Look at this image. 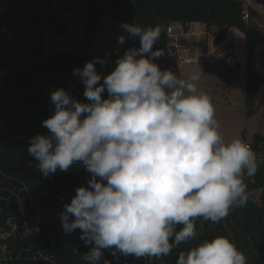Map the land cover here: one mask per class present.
Returning a JSON list of instances; mask_svg holds the SVG:
<instances>
[{
  "label": "clouds",
  "instance_id": "1",
  "mask_svg": "<svg viewBox=\"0 0 264 264\" xmlns=\"http://www.w3.org/2000/svg\"><path fill=\"white\" fill-rule=\"evenodd\" d=\"M120 27L139 37L140 47L128 49L107 76L96 70L106 63L100 58L75 69L90 103L63 88L51 92L53 115L42 122L50 135L37 134L28 148L45 177L77 163L91 174L60 214L66 234L80 229L93 245L82 256L87 264H100L106 249L117 259L170 255L196 238L197 219L219 223L245 206L244 178L259 167L249 144L221 133L211 97L198 86L202 71L184 79L153 62L163 55L152 51L161 27ZM175 264L248 261L228 237L216 236L181 251Z\"/></svg>",
  "mask_w": 264,
  "mask_h": 264
},
{
  "label": "trees",
  "instance_id": "2",
  "mask_svg": "<svg viewBox=\"0 0 264 264\" xmlns=\"http://www.w3.org/2000/svg\"><path fill=\"white\" fill-rule=\"evenodd\" d=\"M79 6L84 7L81 51L67 52L63 48L71 44L66 41L68 26L63 13ZM242 11V4L237 0H28L16 10L7 7L0 11V169L5 175L4 181H0L10 186L26 183L44 211L54 215L41 224L39 235L46 241L55 264H87L82 256L89 253L93 245L80 239V229L71 234L63 231L60 214L69 202L61 204L59 196L67 194L72 200L77 188L88 186L91 174L77 163L67 172L57 171L45 177L28 148L37 134L50 135L42 122L53 115L51 92L63 88L85 103V85L75 82L74 70L83 69L87 62L96 58L105 59V55L88 52L100 23L110 18L118 23H136L142 28L159 25L162 29L160 39L152 51L163 52L153 61L161 70L169 69L166 35L169 25L181 24L188 28L201 23L208 29L215 27V45H223L233 29L239 30L247 40L244 106L249 113L264 106V99L260 97L264 85V37L253 33L251 25L242 20ZM124 36L125 52L140 47L139 37L127 32ZM52 39L63 41L58 50L50 47ZM146 55L151 58L150 53ZM240 65L225 64L222 77L232 82L240 73ZM101 67L102 64H96L97 72ZM261 144H264L263 137L256 135L254 151ZM260 174L255 185L258 188L264 186V174ZM23 206L28 210L26 201ZM19 212L16 202L4 204L0 211V230H5L7 218ZM195 224L196 238L181 243L168 256L137 259L121 255L117 259L111 255V249H106L100 264L105 261L109 264H175L181 251H188L216 236L228 237L245 254L248 264H264V197L262 203L247 199L245 206L234 209L219 223L201 218Z\"/></svg>",
  "mask_w": 264,
  "mask_h": 264
},
{
  "label": "rangeland",
  "instance_id": "3",
  "mask_svg": "<svg viewBox=\"0 0 264 264\" xmlns=\"http://www.w3.org/2000/svg\"><path fill=\"white\" fill-rule=\"evenodd\" d=\"M83 10L84 7L79 6L78 8H72V12L63 13V19L68 26L66 41L71 44V47L63 48L64 51H81V44L84 38ZM121 24L123 22L118 23L110 18L103 20L99 25L96 36L90 43L88 52L106 56L104 59L106 63L102 64L101 69L98 71V74H102V76H107L114 71L116 67L115 61L118 59L116 57L125 52V42L123 44L118 43L119 37L125 34V31L120 27ZM246 24L251 25L254 34L264 37L263 27L253 23ZM203 33L199 32L198 34L197 32L200 37L198 42L202 46L199 53L200 62L175 73L180 75L181 78L187 79L192 72L202 71L203 75L198 86L211 97L221 133L229 140L240 138L245 143H253L256 135L264 136V106H258L249 113L244 106L246 94V36L239 30L233 29L226 43L215 45V27L211 29L204 28ZM190 39L192 40L190 41ZM190 39L186 42L188 46L198 43L196 36H191ZM61 42L63 41L60 39H52L50 47L53 50H58ZM239 62L241 64L240 73L232 82L222 77L221 72L225 64L233 66L237 63L239 64ZM75 82H82L78 75H76ZM101 83H103V79ZM73 86L72 83L70 86L71 90ZM260 97L264 99V85ZM103 98H108L107 91L103 94ZM85 103H90V101L86 98Z\"/></svg>",
  "mask_w": 264,
  "mask_h": 264
},
{
  "label": "built area",
  "instance_id": "4",
  "mask_svg": "<svg viewBox=\"0 0 264 264\" xmlns=\"http://www.w3.org/2000/svg\"><path fill=\"white\" fill-rule=\"evenodd\" d=\"M58 0H54L57 2ZM242 4V20L245 23H253L264 28V1L237 0ZM167 53L169 69L173 72L183 71L200 62L199 53L202 49L200 42L188 46L185 40L191 36H199L190 32L181 24H171L166 29ZM254 151L253 143H247ZM257 155L259 165L256 174L248 178L245 176L247 185V197L254 203H262L264 197V186L256 187L257 177L264 174V144L258 145L254 151ZM261 175V174H260ZM5 175L0 169V180ZM0 181V211L4 204L16 202L19 205V214L7 218L5 230H0V264H55L54 256L46 247V241L41 239L39 231L41 224L51 220L54 215L47 214L43 207L38 204L37 197L32 194L29 186L24 182H17L10 186ZM27 202L28 210L23 206ZM61 204L71 203L67 194L59 196ZM26 229H32L28 237L23 233Z\"/></svg>",
  "mask_w": 264,
  "mask_h": 264
},
{
  "label": "water",
  "instance_id": "5",
  "mask_svg": "<svg viewBox=\"0 0 264 264\" xmlns=\"http://www.w3.org/2000/svg\"><path fill=\"white\" fill-rule=\"evenodd\" d=\"M28 0H0V11L7 8L13 7L16 10L23 2Z\"/></svg>",
  "mask_w": 264,
  "mask_h": 264
},
{
  "label": "crops",
  "instance_id": "6",
  "mask_svg": "<svg viewBox=\"0 0 264 264\" xmlns=\"http://www.w3.org/2000/svg\"><path fill=\"white\" fill-rule=\"evenodd\" d=\"M204 28H206L207 29V27L204 25V24H201V23H194V24H191L187 29L192 33V32H194V33H197L198 32V34H199V32L200 33H202V34H204L203 32H204ZM197 37V42H198V40H200V37L199 36H196ZM191 38V37H190ZM189 40V39H188ZM188 40H185L186 42L188 41ZM192 39H190V41H191ZM236 44V43H235ZM240 63V62H239ZM223 73V70H222V72H221V74ZM259 136H261L260 134H258ZM243 136V135H242ZM261 137H263L264 138V136H261Z\"/></svg>",
  "mask_w": 264,
  "mask_h": 264
}]
</instances>
